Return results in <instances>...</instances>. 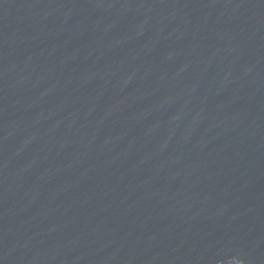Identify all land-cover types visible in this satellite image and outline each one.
Wrapping results in <instances>:
<instances>
[{
    "label": "water",
    "instance_id": "1",
    "mask_svg": "<svg viewBox=\"0 0 264 264\" xmlns=\"http://www.w3.org/2000/svg\"><path fill=\"white\" fill-rule=\"evenodd\" d=\"M0 264H264V0H0Z\"/></svg>",
    "mask_w": 264,
    "mask_h": 264
}]
</instances>
